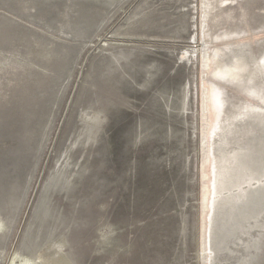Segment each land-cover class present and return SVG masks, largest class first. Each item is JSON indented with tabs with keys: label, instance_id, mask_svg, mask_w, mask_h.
Returning <instances> with one entry per match:
<instances>
[{
	"label": "rangeland",
	"instance_id": "obj_1",
	"mask_svg": "<svg viewBox=\"0 0 264 264\" xmlns=\"http://www.w3.org/2000/svg\"><path fill=\"white\" fill-rule=\"evenodd\" d=\"M259 1L257 9L260 2L210 0L207 39L217 45L208 49L209 85L200 65L201 0H110L113 5L0 0V203L6 210L0 229L1 220L13 218L0 240V264H39L28 258L39 251L59 263L69 251L73 264L174 263L182 247L176 232L182 214L188 234L182 263L205 264L198 246L209 183L201 174L210 173L209 157L202 163L204 126L207 135L212 126L207 264H243L250 257L264 236V197L257 198L264 190V0ZM67 24L75 27L62 31ZM115 51L128 53V60H119L117 70L105 75L102 59ZM186 83L187 108L181 115L154 107L158 92H174ZM88 105L104 111L100 128L71 152L72 161L88 172L80 179L74 175L73 189L50 192V219L29 232L26 226L58 153L80 127L94 125L88 119L82 125ZM167 126L180 132L169 137L163 132ZM214 211L223 215L217 230L233 216L240 219L234 232L226 229L212 245ZM53 221L59 238L68 225L69 234L39 251L33 236V243L21 247L37 227Z\"/></svg>",
	"mask_w": 264,
	"mask_h": 264
},
{
	"label": "bare ground",
	"instance_id": "obj_2",
	"mask_svg": "<svg viewBox=\"0 0 264 264\" xmlns=\"http://www.w3.org/2000/svg\"><path fill=\"white\" fill-rule=\"evenodd\" d=\"M105 1L106 3H109L111 4L109 1L110 0H103ZM115 1V0H114ZM117 1V0H116ZM120 1V0H119ZM43 2V1H42ZM242 2L244 3V6H250L251 4L255 3V2H260L258 6H256V8H260L262 6V3L261 1L259 0H254L253 3L252 2H249V0H242ZM105 5H108L106 4ZM114 3V2H113ZM112 3V5H113ZM118 3V2H117ZM111 5V6H112ZM213 5V3H212ZM210 6V0H201V27H202V33L204 35L203 37V48L202 51H201V57H200V65H201V70H202V79H206L207 80V83L210 85V80H209V69H210V59H209V52H208V49L211 47V46H215L217 45L216 42H211L210 40L207 39V32L209 31V25L207 23V20L209 18V11L211 9V7L209 8ZM110 7V6H108ZM254 13V12H253ZM34 20V19H33ZM250 20V19H249ZM100 21V20H99ZM105 21V20H103ZM101 22V21H100ZM235 23H238L235 22ZM234 23V24H235ZM79 24V23H77ZM91 24V23H90ZM94 24V23H93ZM103 24V22H102ZM232 24V25H234ZM231 25V26H232ZM83 26V25H82ZM81 26V27H82ZM99 26V25H98ZM75 27L74 24H67L63 27V30L62 31H65L64 29H67V30H70V29H73ZM80 28V26H78ZM100 28V27H99ZM78 29V28H77ZM12 30V29H11ZM76 30V29H75ZM61 31V32H62ZM72 31V30H71ZM12 32V31H11ZM250 32V31H249ZM64 33V32H62ZM196 36V35H195ZM194 36V37H195ZM194 40V39H193ZM196 41V40H195ZM223 45V44H222ZM112 50V49H111ZM115 50V49H113ZM119 50V48H118ZM121 50V49H120ZM109 51V50H108ZM123 51V50H122ZM131 51V50H130ZM111 52V51H109ZM130 54L129 50L126 51ZM128 53H124L121 52V53H117L116 54V51L111 54L110 56H106L104 57L102 60H103V63H104V71H107V73L105 75H109L110 73H113L117 70V67H116V64L117 62H119V60L121 59H127L128 60V57H127V54ZM109 54V53H108ZM184 54V53H183ZM188 54V53H186ZM107 55V54H105ZM189 55V54H188ZM191 55V54H190ZM189 55V56H190ZM54 56V55H53ZM120 56V57H119ZM184 56V55H182ZM186 56V55H185ZM122 57V58H121ZM185 57H182L181 59H183ZM188 56H186V60H187ZM102 60H100L99 62H101ZM105 60V61H104ZM120 63V62H119ZM118 63V64H119ZM127 64V63H126ZM155 64V63H154ZM122 65V64H121ZM150 65V64H149ZM101 66L102 63H101ZM119 67H121L119 65ZM153 67V65H152ZM99 68V67H98ZM148 72H150L148 70ZM144 73V72H143ZM100 74L104 75L103 72H101ZM99 74V75H100ZM151 74V73H150ZM148 75V73L146 74ZM111 76V75H110ZM165 76V75H164ZM68 78V77H67ZM108 78H106L107 80ZM110 80V79H109ZM108 80V81H109ZM162 80V79H161ZM66 81V80H65ZM162 82V81H161ZM148 83V82H147ZM64 84V83H63ZM62 84V85H63ZM143 84V83H142ZM146 84V83H145ZM147 85V84H146ZM181 85V84H180ZM62 89V88H60ZM232 90V89H230ZM61 91V90H60ZM171 92H167L166 90L164 91H160L158 92L159 97H154L153 98V105L154 107H158L163 110V111H166L167 113H172L174 115H181L184 110H186V100H187V96H188V86H187V83L182 85L181 87H178V90L172 92V90H170ZM237 91V90H235ZM238 92V91H237ZM60 93V92H59ZM240 93V92H239ZM244 95H246L247 97L253 99L254 101H257L255 97H253L252 95H250L249 93L246 94V93H243ZM153 96V95H151ZM155 96V95H154ZM202 101H201V110L203 111V113L205 112V88H202ZM211 99V98H210ZM156 101V102H155ZM212 101V100H211ZM151 103V102H150ZM156 103V104H155ZM189 103V102H188ZM55 105V104H54ZM158 105V106H156ZM89 106V105H88ZM55 108V107H53ZM87 108V107H86ZM85 108V109H86ZM102 109H94L91 107V105L89 106V109H86L84 111V115H86V118L83 117V123L82 125L86 123V119L88 120H91L93 122V126L91 125V127H87L85 126V128L82 126L80 127L79 130H77L75 136L73 137V139H70L69 140V143L67 145L64 146V149L58 153V156L56 157L55 159V165L56 167L50 172V174L48 175V177L45 179L44 183L42 184V187H41V190L39 192V195H38V198H37V202H36V205L33 209V212H32V216L26 226V229L27 231L31 232L32 231V228H33V225L41 220H45V222L48 221V219H50V211L48 209V204L50 202V192H54L56 190H60V191H68V189H73L74 188V185L76 184V182H74L73 180V177L74 175H76V177H78V179H80L83 175H84V172H86L88 170V168L86 166H83L81 165L80 166V161L79 160H76V161H72L71 159V152H72V148L75 146V144H77L83 137L86 138L87 142H89L90 140H92V136H93V132L95 129L98 130V128H96L98 125H99V119L101 117L99 116H102V113L104 112L103 110L101 111ZM81 111V110H80ZM150 111V110H149ZM52 113V112H51ZM203 117V116H202ZM102 119H100L101 121ZM49 121V120H48ZM85 121V123H84ZM90 122V121H89ZM91 122V123H92ZM139 122V121H138ZM88 123V121H87ZM101 123V122H100ZM149 123V122H148ZM214 123V122H213ZM213 125V124H212ZM46 126V125H45ZM168 127V126H167ZM165 128L163 130L164 134L165 135H168L169 137L171 135H177L180 131L178 130H174L170 127L168 128ZM45 128V127H44ZM148 128V127H147ZM147 132L151 131L152 128H149L147 129ZM212 128V126H211ZM211 128L208 132V135L206 134L205 132V126L204 128H202V139H201V143H202V150H203V153H202V163L204 164L205 163V158L206 156L209 157L210 159V173L209 175L206 173V172H202L201 174V177L202 179H204V175H207L208 179L207 181H205L206 183H208V186L207 187H204V191L206 192L207 194V198L205 199L204 201V213H203V217H204V231H203V238L201 239L200 235H199V243H198V246H199V250L201 252V254L204 256V263L207 264V260H206V255H207V250H206V232H207V221H206V216H207V213H208V204L210 202V194H211V190H210V182H211V154H210V131H211ZM48 130V129H47ZM100 130V129H99ZM44 131V130H43ZM45 132V131H44ZM97 131H95V134H96ZM48 132H46L47 134ZM135 133V132H134ZM44 134L42 133V136ZM72 135V134H71ZM136 138V137H135ZM134 139V138H133ZM176 139L179 140V142H181L182 140L180 139V137H177ZM42 141V140H41ZM98 141V140H97ZM40 144V143H39ZM95 145V144H94ZM93 146V145H92ZM39 147V145H38ZM84 147V146H83ZM86 147V146H85ZM75 148V147H74ZM39 150V149H38ZM148 150V149H147ZM86 151V150H85ZM83 152V151H82ZM90 152V151H89ZM39 153V152H38ZM138 153V152H137ZM92 154V153H91ZM182 154V153H181ZM90 157V155H89ZM190 159V158H189ZM186 165V164H185ZM71 166L75 167L76 171L75 172H71ZM80 166V167H79ZM88 172V171H87ZM30 178H31V174L30 172L28 173V176L26 178V181H24V187L22 189L23 193H24V190L27 188L28 186V183L30 181ZM187 179V178H186ZM204 184V181L201 182V189H200V198H199V207H200V225H201V212H202V205H203V200H202V185ZM77 185V184H76ZM75 185V186H76ZM13 188V187H12ZM20 190V189H19ZM75 191V190H74ZM21 193V194H23ZM66 193V192H65ZM187 193V192H186ZM186 193L184 194H181L180 196H184ZM66 195V194H65ZM11 196V195H10ZM24 196V195H23ZM23 196L21 195L18 199L22 201V198ZM264 197V190L262 192H260V194L257 196V198H263ZM179 201V200H178ZM13 203V202H12ZM51 203V202H50ZM16 204V203H15ZM18 204L17 203V206L15 207V216H16V210L18 209ZM12 209V208H11ZM48 210V212H47ZM14 212V211H13ZM46 213V214H45ZM54 213V212H53ZM51 213V216L52 214ZM2 214L4 216H6V210H4V204L0 203V217H2ZM58 215V214H57ZM56 215V216H57ZM219 217H223L222 215V212L221 211H214L212 214H211V230L212 231H216V221ZM57 218V217H56ZM55 218V219H56ZM61 218V217H60ZM59 218V219H60ZM66 218V217H65ZM2 219V218H1ZM62 219L63 218V215H62ZM69 219V218H68ZM239 219H240V215H236V216H233L231 218L228 219V223H227V227H223L219 230H217V233L213 236L212 240H211V243L212 245H215V243L220 240V233L225 231L227 229V232H234L235 229L237 228V223L239 222ZM12 219L6 221L4 223L3 220H1V233H0V240H3V238L5 237V229H7V225L8 223L11 222ZM66 220V219H65ZM58 221V218L57 220ZM56 221H53L50 222L49 224L47 223L46 226H41L40 229H37L36 227V230L33 231V233L29 234L28 237L29 239H25L26 241H24L23 244H21V247L23 246L24 248H27L28 244L29 243H33L32 242V239L33 237L36 238V240H38L40 242V245L38 244V246L36 247V250L39 251L40 247H48L50 245H53V243L55 242V240H58L60 241L61 238H63V235H66V234H69V225L66 226V228L64 227V232H63V235L61 238H59L57 236V232H58V229H59V224L56 222ZM61 221V220H60ZM67 221V220H66ZM65 221V222H66ZM73 221V219H72ZM59 222V221H58ZM62 222V221H61ZM12 223V222H11ZM57 224V225H56ZM63 224L64 221H63ZM10 225V224H9ZM40 225V224H39ZM43 225V224H42ZM66 225V224H65ZM64 225V226H65ZM75 225V224H74ZM200 225H199V230H200ZM11 226V225H10ZM36 226V225H35ZM61 227V226H60ZM186 216L184 214H182L181 218H180V222H179V225H177L176 227V232L179 236V239L181 240V250H180V246L178 247L180 252H177L176 255L174 256V263H169V264H183L182 263V256H183V252L182 250L186 247V239H187V231H186ZM3 230V231H2ZM10 233V231L8 232ZM71 233V231H70ZM8 235V234H7ZM33 236V237H32ZM6 238V237H5ZM66 238V237H65ZM35 240V241H36ZM64 240V239H63ZM66 240V239H65ZM57 242V241H56ZM60 243V242H59ZM178 243V242H177ZM68 244V243H67ZM66 245V244H65ZM64 245V246H65ZM68 246V245H67ZM65 246V247H67ZM254 249L253 251L251 252V255L250 257L243 263V264H264V236H262L255 244H254ZM183 248V249H182ZM64 249V248H63ZM26 249H24V252H25ZM177 250V251H179ZM49 251V250H48ZM48 255V254H47ZM74 254L69 251L66 255V257H63V259L61 260L62 262L59 263V260H56V261H50L49 259L46 258L45 256V252L44 251H39V253H35V254H30V256H33V257H28V258H31V260L33 258H38L40 261L39 264H73V256ZM46 258V259H45ZM49 258V257H48Z\"/></svg>",
	"mask_w": 264,
	"mask_h": 264
},
{
	"label": "water",
	"instance_id": "obj_3",
	"mask_svg": "<svg viewBox=\"0 0 264 264\" xmlns=\"http://www.w3.org/2000/svg\"><path fill=\"white\" fill-rule=\"evenodd\" d=\"M255 229H259V227H255Z\"/></svg>",
	"mask_w": 264,
	"mask_h": 264
}]
</instances>
